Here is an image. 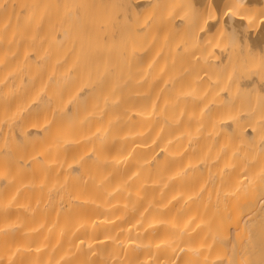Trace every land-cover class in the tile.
<instances>
[{
  "label": "bare ground",
  "instance_id": "6f19581e",
  "mask_svg": "<svg viewBox=\"0 0 264 264\" xmlns=\"http://www.w3.org/2000/svg\"><path fill=\"white\" fill-rule=\"evenodd\" d=\"M186 1L0 0V264H264V0Z\"/></svg>",
  "mask_w": 264,
  "mask_h": 264
},
{
  "label": "rangeland",
  "instance_id": "374dc122",
  "mask_svg": "<svg viewBox=\"0 0 264 264\" xmlns=\"http://www.w3.org/2000/svg\"><path fill=\"white\" fill-rule=\"evenodd\" d=\"M187 1H188V0H187ZM187 1H186V2H187ZM107 2H110V3H111L112 1H107ZM115 2H116V1H115ZM115 2H114V4H115ZM186 2H185V5L188 6V8H187L188 10H189V8L191 9V7H193V6H191L192 2H193V4L196 3V2L193 1V0H189V1H188L189 3L187 2V3L190 5V6H189ZM190 3H191V4H190ZM117 4H118V3H117ZM196 4H197V3H196ZM227 4H228V1H227ZM227 4H226V5H227ZM115 5H116V4H115ZM187 6H186V7H187ZM220 6L223 7V4H221ZM227 6H229V4H228ZM224 7H226V6H224ZM193 8H194V7H193ZM193 8H192V9H193ZM219 8H220V10H221V7H219ZM199 9H200V8H199ZM229 9H230V8L228 7L227 10H229ZM193 10H194V9H193ZM193 10H191V12L194 13ZM220 10H219V11H220ZM222 10H223V8H222ZM224 10H225V11H224ZM224 10H223V11L226 12V8H225ZM230 10H231V9H230ZM223 11H222V12H223ZM189 12H190V11H189ZM224 12H223V13H224ZM228 12H229V11H228ZM193 13H191L190 16L193 15ZM240 38H241V36H240ZM237 39H238V38H237ZM238 40L244 42V41H243V38H242L241 40H240V39H238ZM236 41H237V40H236ZM239 41H238V42H239ZM238 42H236V43H238ZM236 45H237V44H236ZM241 45H243V43H241ZM241 45H239V46H241ZM237 46H238V45H237ZM243 46L245 47V45H243ZM243 46H242V47H243ZM244 47H243V50H242L241 47H240V50H242L243 53H244L245 49L247 48V47H245V48H244ZM261 88H263V87H261Z\"/></svg>",
  "mask_w": 264,
  "mask_h": 264
}]
</instances>
